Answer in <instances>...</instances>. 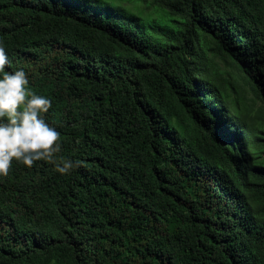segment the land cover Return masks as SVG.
<instances>
[{
  "label": "trees",
  "instance_id": "1",
  "mask_svg": "<svg viewBox=\"0 0 264 264\" xmlns=\"http://www.w3.org/2000/svg\"><path fill=\"white\" fill-rule=\"evenodd\" d=\"M125 1L0 0L82 161L0 177V264H264V0Z\"/></svg>",
  "mask_w": 264,
  "mask_h": 264
},
{
  "label": "clouds",
  "instance_id": "2",
  "mask_svg": "<svg viewBox=\"0 0 264 264\" xmlns=\"http://www.w3.org/2000/svg\"><path fill=\"white\" fill-rule=\"evenodd\" d=\"M9 64L5 48L0 46V177H7L15 160L25 167L45 161L55 165L64 175L82 166V161L59 162L62 150L60 133L45 122L51 101L37 95L30 87L23 70L6 72Z\"/></svg>",
  "mask_w": 264,
  "mask_h": 264
},
{
  "label": "rangeland",
  "instance_id": "3",
  "mask_svg": "<svg viewBox=\"0 0 264 264\" xmlns=\"http://www.w3.org/2000/svg\"><path fill=\"white\" fill-rule=\"evenodd\" d=\"M125 3L129 6H134L135 4L130 3L128 0L125 1ZM140 11L144 13V15L148 16L151 15L153 16L154 14V9L153 8H148L146 5L140 4Z\"/></svg>",
  "mask_w": 264,
  "mask_h": 264
}]
</instances>
